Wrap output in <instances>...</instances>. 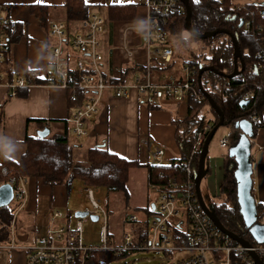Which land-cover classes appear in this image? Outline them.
<instances>
[{"label":"crops","instance_id":"0c3cea01","mask_svg":"<svg viewBox=\"0 0 264 264\" xmlns=\"http://www.w3.org/2000/svg\"><path fill=\"white\" fill-rule=\"evenodd\" d=\"M69 1L71 0H0V14L17 22V28L13 33H9L5 27L3 28L5 35L2 43L4 50L1 51L2 59L0 60V106L9 93L7 83H14L25 71H34L37 77L36 81L41 82L19 88L17 95L10 97L0 107V160L16 161L25 149V136L36 135L39 128L34 122L27 124L28 119L51 120L49 127L52 132L61 131L63 129L61 121L66 120L68 131L70 130L72 134V137L68 139L73 156L76 152L81 151L86 154L87 150L93 147H104L119 158L138 162V165L128 171L126 183L130 175L133 174L137 177L135 179L139 181L141 197L137 204H133L138 207L136 209H142L143 216H136L139 221L144 220L145 216L148 220L157 203V194L152 191L154 202L151 203L150 206L153 207L149 212L147 204L150 201L151 187L148 182L147 165L154 163L152 150L155 147L164 149V163L179 157L176 130L172 120L186 116L188 103L156 99L146 101L134 88H130L127 97H116L113 90L106 89L102 93L97 112L84 122L86 134L81 137L74 136L69 119L78 107L67 102L64 89L48 86L44 82L52 69L50 52L56 43V38L49 33V26L52 22H63L66 26L67 2ZM82 1L87 6V16L100 15V11L103 9L102 15L104 16L101 17L104 19V28L98 34L100 40L98 61L106 79L110 77L118 79L121 71L134 63L145 65L144 36L138 30V27L146 21L145 0ZM112 4H134L136 7L135 17L130 21L110 22L107 19V9ZM77 23L78 21L73 25ZM152 31L155 32L154 28ZM153 44L157 45V41L154 39ZM153 44L151 47L156 46ZM66 55H68V68H74L76 57L74 52L68 49ZM152 60L162 66V69L154 68L160 73V76L153 82L165 81L168 76H173L176 80L182 78V67L179 72H173L172 68L167 69L168 67H166L167 73L161 72L165 69L161 59L151 56ZM136 75H140V72L125 74L121 84L133 83ZM259 120L260 127L254 137L250 138L251 193L255 203L264 208V110L261 112ZM144 139L148 141L147 145L142 144L141 141ZM229 146L228 144L227 147ZM231 161L232 159L226 161V168ZM19 185L24 189V196L16 210L13 237L10 243L0 244V251L9 248L7 251L8 264H25L26 250L24 247L30 245L36 236L46 232L55 211L62 213V217L57 219L59 224L74 227L75 219L73 226H70L69 223L74 217V213L81 209L73 206L70 200V191L75 189V196L81 198L84 195L82 189L87 187L80 180L72 181L69 186L64 184L48 185L40 177L34 176L22 179ZM88 187L92 188L95 193H99L101 188ZM35 221H38L39 229L38 226L32 228V225L36 224ZM24 224L32 230V234L30 232L29 235L22 233L21 225L25 226ZM17 229L21 234L15 235ZM137 234H135L136 241L139 239L137 238L139 233ZM9 244L11 245L8 246ZM4 253L6 252L4 251Z\"/></svg>","mask_w":264,"mask_h":264},{"label":"trees","instance_id":"16d2710c","mask_svg":"<svg viewBox=\"0 0 264 264\" xmlns=\"http://www.w3.org/2000/svg\"><path fill=\"white\" fill-rule=\"evenodd\" d=\"M191 9V28L197 33H205L216 29H225L235 36L238 47L242 54L244 63L243 70L231 78L223 75L205 71L201 75L202 88L216 101V104L224 113L225 121L230 125L231 130L228 144H233L239 135V128L234 123L248 118L249 116L260 117L264 110V56L256 57V52L261 47L264 49V31L250 33L239 25L240 15L246 10L243 7L237 17H229L236 13V4L232 0H188ZM180 3L182 4L181 0ZM248 6V5H246ZM264 7V2L259 4ZM184 7V5H183ZM136 7L134 4H112L107 9V19L114 21H130L135 17ZM185 7L181 13L157 16V28L154 31H163L167 37H173L176 41L172 43L167 39L165 44L173 48L178 45L185 48L188 58L183 62V67H188L191 72L192 89L201 94L202 100L199 103L188 101L187 114L183 118H174L176 142L180 155L177 159L162 163L148 164V182L153 185L169 186L171 181H181L185 177L183 164L190 162L197 167L199 150H194L197 136L203 126H212L218 120L216 112L209 107L207 99L198 88L197 78L200 66L209 65L221 73H230L233 70V44L231 38L226 33H217L207 38H197L185 29ZM87 6L82 0H71L67 2V36L68 39L74 34L76 25L87 18ZM264 23V20L261 21ZM187 33V37L182 33ZM66 39V40H68ZM196 42L197 48L189 47L188 42ZM68 42V41H67ZM6 49V46L4 47ZM4 49L2 48L1 51ZM173 59L169 63H163V67H170ZM151 69L162 66L151 61ZM123 71V72H122ZM121 71L120 79L108 78L105 81L109 84H121L125 74L140 72L143 74L145 65L134 63ZM80 72L74 68L68 70L69 82L74 87L64 89L67 102L78 108L82 106L87 94L85 90L78 87ZM104 75V73H103ZM105 76V75H104ZM212 79V80H209ZM37 83H41L37 81ZM18 91V90H17ZM248 94V96H246ZM17 95V92L16 94ZM8 93L5 102L12 97ZM242 100L247 103L241 104ZM208 105L209 111L213 115V120L204 122L201 114L202 107ZM34 122L39 129L49 128L46 137L25 136V149L16 161L0 160V184L7 183L11 179L15 191L20 189V181L26 177H40L48 185L64 184L69 186L72 181L80 180L86 186L103 187L110 192L120 191L125 188L128 171L138 165L137 161H129L108 152L104 147H93L87 150L84 162H74L72 147L68 139V127L66 120L63 129L59 132L52 131L49 127L51 120L28 119ZM211 122L213 123L211 125ZM260 127V120L252 123L253 137ZM231 160L227 156L225 161ZM207 173L209 168L206 169ZM234 168L229 169V165L224 172L221 186V193L224 195V203L214 205V211L219 221L230 231L247 237L248 230L244 227L238 205L236 203V182L233 174ZM21 204V200H12L6 206L0 207V244L10 243L16 223V210ZM151 206L148 211H151ZM258 211L257 221L262 219L264 208L256 204ZM140 228L134 233H139L140 238L144 233V226L147 224V216L138 222ZM138 235V234H137ZM113 250H95L91 253L92 264H108L109 261L120 256ZM93 259V260H92Z\"/></svg>","mask_w":264,"mask_h":264},{"label":"built area","instance_id":"2783aa9c","mask_svg":"<svg viewBox=\"0 0 264 264\" xmlns=\"http://www.w3.org/2000/svg\"><path fill=\"white\" fill-rule=\"evenodd\" d=\"M262 2L264 0L237 3L236 13L229 17H237L243 7H246L239 18L242 19L243 29L250 33L263 32L264 23L261 21L264 20V7L259 6ZM183 10L180 0H145L146 21L138 27L144 36L145 71L143 74L136 75L131 84L112 85L105 81L98 61L100 45L98 34L104 28V19L101 16L93 14L80 20L69 39L63 22L50 24L49 33L56 38V43L50 52L52 69L44 81L45 84L62 89L74 87L69 82L68 76L67 57L70 52L66 55V51L71 49L76 56L74 69L80 72L78 87L85 90L87 94L82 106L77 108L69 119L74 136L81 137L86 134L84 122L97 112L102 93L106 89L113 90L116 97H127L130 88H134L146 101L156 99L172 100L178 103L188 101L199 103L202 100L201 94L192 89L193 82L188 67L182 68L183 76L179 80L173 76H168L165 81L160 82H153L150 79L151 56L160 58L163 63H169L173 56V48L165 44L167 41L165 32L152 31L158 24L155 17L181 13ZM4 27L9 33H13L17 28V22L0 14V60L5 35ZM153 39L157 41V45L153 44ZM152 44L156 47L151 50ZM261 56H264V49L260 47L256 57ZM36 78L34 71H25L14 83H7L9 93L15 95L19 88L35 84ZM247 119L253 123L259 117L249 116ZM208 129V125L203 126L201 133L197 136L194 150H200ZM229 135L230 132L219 140L220 147H227ZM141 142L143 145L148 143L146 139ZM151 154L155 164L164 163L163 148L155 147ZM183 168L185 177L181 181L173 180L167 187L150 184L151 189L157 194V203L143 228V235L137 241L135 233L128 231L123 235V244L117 247L112 248L106 245L101 248L87 247L81 239L82 222L85 217H75L74 227H68L57 222V219L62 217V213L55 211L46 232L36 236L30 245L24 247L25 264H92L91 253L97 249L113 250L116 254L130 250H151L154 253L162 252L171 255V257L177 252L186 253L182 258L171 259L163 264H256L251 256V253H254L264 264V240L259 243L249 233L247 237L238 234L247 241L248 245L244 246L221 232L199 205L194 184L196 166L186 162ZM12 181V179L9 181L11 185ZM82 191L91 199L95 207L100 208L94 199L95 191L92 188L87 186ZM23 196V188L14 190L13 200H22ZM86 211L88 214H94L89 209ZM129 220L139 222L136 215H131ZM184 222L185 230L182 228ZM258 222L263 223L264 219Z\"/></svg>","mask_w":264,"mask_h":264},{"label":"rangeland","instance_id":"374dc122","mask_svg":"<svg viewBox=\"0 0 264 264\" xmlns=\"http://www.w3.org/2000/svg\"><path fill=\"white\" fill-rule=\"evenodd\" d=\"M129 0H118V2H126ZM252 0H232L233 4L243 3V2H251ZM103 9L100 11L99 16L102 15ZM182 36L187 37V33L183 32ZM168 40L174 43L176 40L173 37H167ZM189 47L192 49L197 48L196 42H188ZM156 47V46H154ZM154 47H150V49H154ZM173 62L170 67L174 72H179L183 62L188 58V52L185 48H182L178 45H175L173 49ZM167 69L161 70L164 72H168ZM160 73L155 71V69H151V79H158ZM212 80V79H209ZM246 96H248L246 94ZM208 105H204L202 107V116L204 122L208 120H213L212 113L208 110ZM213 123L211 122V125ZM209 126V125H208ZM211 126H209V129ZM203 129V128H202ZM208 129V131H209ZM231 130L230 125L224 124L219 126L214 132L209 145L208 151L206 155V168H210L209 172L204 175L200 183V191L205 203L210 204L214 203L216 205L224 203V195L221 193V186L223 181V175L226 168V158L228 156V147H220L219 140L228 135ZM202 131V130H201ZM207 131V132H208ZM201 133V132H200ZM54 134V132H52ZM72 134L70 130L68 131V138H71ZM74 162H84L86 160V154L81 152H76L72 157ZM163 161H165L163 159ZM229 165V164H228ZM137 171V170H135ZM135 175H130L128 182L125 185V188L120 191L110 192L105 188L101 187L99 193L94 194V199L100 208L95 207L90 198L85 195L81 198H77L75 196V189L70 191V200L73 206L84 210L86 208L89 211L94 212L95 215L98 216V219L93 221L88 216L85 217V220L82 222V233L81 239L82 243L89 247L91 246L96 248H101L102 246H110L112 248L117 247L123 244V235L128 231L135 232L140 228V224L137 222H132L129 220L131 215H140L143 216L142 209H136L133 203H138L140 201L141 195V187L139 181ZM153 190L150 189L148 207H150L151 203L154 202V193ZM146 205V206H147ZM71 209V208H70ZM264 219V215L262 217ZM74 217L71 218L69 223L70 226H73ZM32 225V228L37 227L39 229L38 221H35ZM25 225V224H24ZM30 225V224H29ZM26 225H21L22 233L29 235L32 230L27 228ZM182 228L186 229V223L184 222ZM21 232L17 229L15 235H19ZM32 234V233H31ZM9 244L8 246H10ZM15 246V245H14ZM4 251L6 253H4ZM8 249L0 251V263L8 264ZM186 253L177 252L174 255L164 254L162 252L154 253L151 250H130L122 253L120 256L115 259L109 261L108 264H163L171 261V259H178L185 256ZM93 260V259H92Z\"/></svg>","mask_w":264,"mask_h":264},{"label":"water","instance_id":"95a60500","mask_svg":"<svg viewBox=\"0 0 264 264\" xmlns=\"http://www.w3.org/2000/svg\"><path fill=\"white\" fill-rule=\"evenodd\" d=\"M182 4L185 7V29L193 36L197 38H207L209 36H214L217 33H226L230 36L232 44H233V70L232 72L226 74L217 71L214 67L209 65L200 66L198 70V88L203 96L207 99L208 105L212 108L217 116L218 120L215 124L211 126L209 131L206 133L201 148L199 150V156L197 161V167L194 172V184H195V191L196 196L199 202L200 207L204 211L205 214L213 221L216 227L232 238L233 240L239 242L240 244L246 246L248 245L247 241L240 237L237 233L230 231L227 229L217 218L214 205L212 203L207 204L203 200L200 191V183L204 175L207 173L206 171V155L208 151L209 142L219 126L224 125L227 123L225 121V116L221 108L216 104V101L206 92L201 85V75L205 71H210L215 74L223 75L226 78H231L236 74L240 73L244 68V63L242 60V54L238 47L236 38L232 35L229 31L225 29H216L212 31H208L205 33H197L192 30L190 22H191V9L189 6L188 0H181ZM239 25H242V19H239ZM241 104L247 103V100H242ZM235 127H238L240 132L238 135L237 140L228 147V156L232 159L229 163V169L234 168L233 174L234 179L236 182V203L238 205V211L240 213L242 222L244 227L248 230V233L259 243L263 242L264 240V222L259 223L257 221L258 211L256 209V203L254 201V197L251 193L252 188V159H251V141L250 138L253 135L252 130V123L244 118L234 123ZM38 137H46L49 134V128L44 127L36 131ZM13 186L7 183L0 184V207L6 206L13 200ZM153 207V206H152ZM89 217L91 220L95 221L98 219L97 215L95 214H88L86 210H78L74 213V217ZM256 264H263L258 257L251 253Z\"/></svg>","mask_w":264,"mask_h":264}]
</instances>
